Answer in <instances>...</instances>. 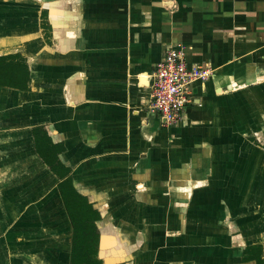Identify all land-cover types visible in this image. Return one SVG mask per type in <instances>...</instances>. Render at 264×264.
I'll use <instances>...</instances> for the list:
<instances>
[{
	"label": "crops",
	"instance_id": "obj_1",
	"mask_svg": "<svg viewBox=\"0 0 264 264\" xmlns=\"http://www.w3.org/2000/svg\"><path fill=\"white\" fill-rule=\"evenodd\" d=\"M171 49L212 75L165 126ZM0 56V264H71L72 211L103 264H264V0H0Z\"/></svg>",
	"mask_w": 264,
	"mask_h": 264
},
{
	"label": "built area",
	"instance_id": "obj_2",
	"mask_svg": "<svg viewBox=\"0 0 264 264\" xmlns=\"http://www.w3.org/2000/svg\"><path fill=\"white\" fill-rule=\"evenodd\" d=\"M211 69L188 65L181 49L169 50L151 75L149 109L161 117L162 125H170L180 118L183 110L193 103L191 87L205 82Z\"/></svg>",
	"mask_w": 264,
	"mask_h": 264
},
{
	"label": "trees",
	"instance_id": "obj_3",
	"mask_svg": "<svg viewBox=\"0 0 264 264\" xmlns=\"http://www.w3.org/2000/svg\"><path fill=\"white\" fill-rule=\"evenodd\" d=\"M17 56H0V85L16 86L18 83L25 81V67L20 63H15L13 59ZM12 83V84H10ZM69 209L72 206H69ZM89 207H86V212H89ZM95 215L89 219L85 214H81V219L77 220L76 215L72 211L73 225L75 228L73 250L71 264H103L98 258V240L99 237L94 234L93 221L98 219Z\"/></svg>",
	"mask_w": 264,
	"mask_h": 264
},
{
	"label": "bare ground",
	"instance_id": "obj_4",
	"mask_svg": "<svg viewBox=\"0 0 264 264\" xmlns=\"http://www.w3.org/2000/svg\"><path fill=\"white\" fill-rule=\"evenodd\" d=\"M262 231V230H261Z\"/></svg>",
	"mask_w": 264,
	"mask_h": 264
}]
</instances>
